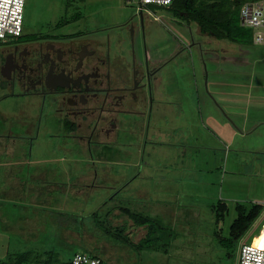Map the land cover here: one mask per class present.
<instances>
[{
	"label": "rangeland",
	"instance_id": "rangeland-1",
	"mask_svg": "<svg viewBox=\"0 0 264 264\" xmlns=\"http://www.w3.org/2000/svg\"><path fill=\"white\" fill-rule=\"evenodd\" d=\"M139 7V0H27L23 35L54 39L107 28ZM144 17L151 54L155 45L176 54L171 87L180 90L178 110L189 114L182 113L178 139L120 146L121 165L100 161L96 151L47 153L40 146L26 160H0V264L69 262L86 251L109 264H237L243 244L264 243V218L242 235L233 228L244 209L264 206V154L255 153L264 151V124L236 136L225 155L210 148L212 134L222 135L218 120L229 127L227 138L233 126L240 131L235 111L248 128L264 111V43L216 38L190 18L176 23L169 7H144ZM105 167L126 176L106 179ZM85 171L93 175L81 178ZM121 209L162 225L169 246L139 250L147 229Z\"/></svg>",
	"mask_w": 264,
	"mask_h": 264
},
{
	"label": "flooded vegetation",
	"instance_id": "flooded-vegetation-1",
	"mask_svg": "<svg viewBox=\"0 0 264 264\" xmlns=\"http://www.w3.org/2000/svg\"><path fill=\"white\" fill-rule=\"evenodd\" d=\"M169 10L176 23L189 19L174 3ZM145 24L140 6L109 28L54 39L23 32L0 45V160H26L39 146L94 156L148 142L152 120L159 124L166 98L180 90L171 87L176 54L166 58L156 45L151 54Z\"/></svg>",
	"mask_w": 264,
	"mask_h": 264
},
{
	"label": "trees",
	"instance_id": "trees-1",
	"mask_svg": "<svg viewBox=\"0 0 264 264\" xmlns=\"http://www.w3.org/2000/svg\"><path fill=\"white\" fill-rule=\"evenodd\" d=\"M247 1L253 0H174L173 3L176 7L188 12L189 18L199 25L202 32H209L215 35L216 38H225L241 44H250L253 42V31L242 27L239 23L240 8ZM263 208L264 206L257 205L248 213L247 211L245 212L244 208H241L242 210L244 209L243 215L233 224L234 230L239 229V232H241L238 235H242L248 230ZM121 210L137 225L145 226L147 229L146 235L139 241V250H160V248L169 246L163 242L166 238V229L162 225L149 218L138 217L136 213L130 210ZM117 228H120V226ZM48 263L68 264L69 262L57 260V262Z\"/></svg>",
	"mask_w": 264,
	"mask_h": 264
},
{
	"label": "built area",
	"instance_id": "built-area-1",
	"mask_svg": "<svg viewBox=\"0 0 264 264\" xmlns=\"http://www.w3.org/2000/svg\"><path fill=\"white\" fill-rule=\"evenodd\" d=\"M174 0H139L140 6L155 5L170 7ZM27 0H0V43L5 44L24 32L25 8ZM240 25L253 30V42L264 43V0L245 2L240 8ZM264 230V220L262 222ZM27 264H50L45 261ZM68 264H106L104 259L91 252H78ZM237 264H264V243L260 246L243 244Z\"/></svg>",
	"mask_w": 264,
	"mask_h": 264
},
{
	"label": "crops",
	"instance_id": "crops-1",
	"mask_svg": "<svg viewBox=\"0 0 264 264\" xmlns=\"http://www.w3.org/2000/svg\"><path fill=\"white\" fill-rule=\"evenodd\" d=\"M107 28H109V27H107ZM172 52H173V50H170L169 53H165V51H164V57L169 58L172 55ZM155 57H156V54H154V58ZM221 95L223 96L224 94L222 93ZM179 98H181V96H179L176 99L175 98H172V99L166 98V100L164 102V108L160 109L158 115L155 117L156 119H158L159 124L156 125L154 119L152 120L153 125L150 126L149 131H148V139H147L148 141L150 140V142L153 144H168L169 142L167 140H165L164 137L165 136L170 137L171 135H173L175 138L178 139L179 133L181 132V125L183 124L182 123V118H183L182 113L184 112V114H186V115H184V117L185 118L187 117V119H189L188 111H186V110L184 111L182 107H181V109H179L180 112L178 110V108L180 106H182V98L181 99H179ZM223 102L226 103L228 106H231V107H234V103H236V102H231L230 100H225ZM261 114L256 117L253 124H250V128H248L249 124H248V120L246 119V117H243L241 115V113H236V111H235L231 117L233 118V121H235L234 118H236V117L238 118L239 122H237V121H235V122L237 123L236 125H238V127L240 128V131H239V129L235 128L229 121V124H231L233 126L234 131L229 134V135H231V137H227V138H226V136H223V135L229 133L228 132L229 127H227V124L221 122V120L220 121L218 120L216 126L220 128L221 131L219 133L222 135L212 134L214 140H213V144L210 146V148L214 151H218L219 153L222 152L225 155V152H227L226 149H228V147L232 143V140L235 139L236 136L246 137V135L254 132L260 125L264 124V111L261 112ZM180 122L182 124H179ZM195 123L198 124V120ZM199 126L203 127L202 124ZM226 128L228 130H226ZM251 129H253V130H251ZM201 134L203 136V133H201ZM120 149H122V148L117 147L115 149H111L110 151L107 152V154H109V155H107L106 153H100V154L97 153V155L99 156L100 161H110L113 165H121L122 163H124V161H122V160H120V158H118L119 157L118 154L120 152L119 151ZM255 153L256 154H264V151L258 150ZM88 154H90L89 151L85 150V151H83L82 155H88ZM79 155H81V154H79ZM137 165H139V164L136 162L135 163L134 162H128V164H127V166H129V167H132V166L134 167ZM122 173L123 172H121V174H120L118 171L112 173L108 170L107 167H105L103 169V173L101 175L106 179H109L111 175L112 176L114 175L115 176L114 178L116 180H118L119 178L126 176L125 174H122ZM92 175L93 174L90 175L89 172L85 171L82 173V176H80V177L81 178H88ZM96 176H98V175H96ZM223 209H225V207ZM259 218H262V219L264 218V208H263L262 212L259 214V216L252 222L250 227L252 225H254V223ZM134 224H136V223L134 222ZM140 227H145V226H140Z\"/></svg>",
	"mask_w": 264,
	"mask_h": 264
},
{
	"label": "water",
	"instance_id": "water-1",
	"mask_svg": "<svg viewBox=\"0 0 264 264\" xmlns=\"http://www.w3.org/2000/svg\"><path fill=\"white\" fill-rule=\"evenodd\" d=\"M141 13V12H140Z\"/></svg>",
	"mask_w": 264,
	"mask_h": 264
}]
</instances>
